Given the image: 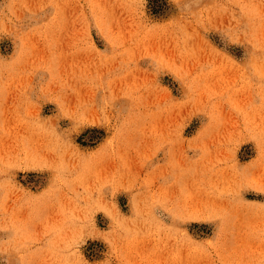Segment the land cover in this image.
Instances as JSON below:
<instances>
[{
  "label": "rangeland",
  "instance_id": "374dc122",
  "mask_svg": "<svg viewBox=\"0 0 264 264\" xmlns=\"http://www.w3.org/2000/svg\"><path fill=\"white\" fill-rule=\"evenodd\" d=\"M0 264H264V0H0Z\"/></svg>",
  "mask_w": 264,
  "mask_h": 264
},
{
  "label": "bare ground",
  "instance_id": "6f19581e",
  "mask_svg": "<svg viewBox=\"0 0 264 264\" xmlns=\"http://www.w3.org/2000/svg\"><path fill=\"white\" fill-rule=\"evenodd\" d=\"M200 180H201V179H200ZM196 181H197V180H196ZM202 181H203V179H202ZM200 182H201V181H200ZM203 182H204V181H203ZM198 186L200 187V185H198ZM199 187H198V188H199ZM202 187H204V186L201 185V188H202ZM201 188H199V189H201ZM204 189H205V188H204ZM201 190H202V189H201ZM198 201H200V199H199Z\"/></svg>",
  "mask_w": 264,
  "mask_h": 264
}]
</instances>
